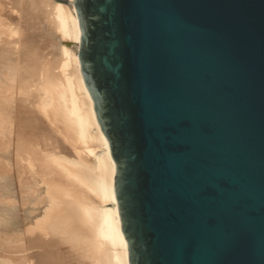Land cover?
<instances>
[{
    "label": "water",
    "instance_id": "obj_1",
    "mask_svg": "<svg viewBox=\"0 0 264 264\" xmlns=\"http://www.w3.org/2000/svg\"><path fill=\"white\" fill-rule=\"evenodd\" d=\"M72 4L129 264H264V0Z\"/></svg>",
    "mask_w": 264,
    "mask_h": 264
},
{
    "label": "bare ground",
    "instance_id": "obj_2",
    "mask_svg": "<svg viewBox=\"0 0 264 264\" xmlns=\"http://www.w3.org/2000/svg\"><path fill=\"white\" fill-rule=\"evenodd\" d=\"M67 1L0 0V86L8 85L0 87V161L14 162L17 189L16 201L6 196L1 201L19 213H38L13 241L0 242V264H129L114 195L115 163L82 79L77 56L81 32L73 0ZM37 9L45 24L37 19L40 25L32 24L41 28L40 34L50 30L44 35L47 42L43 36L30 41L39 35L32 36L30 29L28 37L32 25L27 22ZM42 41L47 48L40 47ZM18 80L32 83L33 99L28 98L33 92L15 89ZM28 100L30 109L20 107ZM29 116L34 123L26 122ZM36 121L57 135L48 146L43 142L53 136L47 131L41 137L37 123L36 137ZM44 127L39 131L49 128ZM20 215H14L17 223Z\"/></svg>",
    "mask_w": 264,
    "mask_h": 264
},
{
    "label": "rangeland",
    "instance_id": "obj_3",
    "mask_svg": "<svg viewBox=\"0 0 264 264\" xmlns=\"http://www.w3.org/2000/svg\"><path fill=\"white\" fill-rule=\"evenodd\" d=\"M27 9H29V8H27ZM37 11H39L38 9L36 10V12H33V10L31 11L32 13H30V10H28V13H30V17L32 16V15H34V16H32L31 17V19H28V22H27V24L28 25H32L31 27H27L28 28V32L27 33H29V29H30V32H32V30H33V34L34 35H32V33L30 34L29 33V35H28V37H31V35L32 36H35L36 35V32L37 31H39L41 28H38V27H36L35 28V22H37V20H40V18H43V16H42V14L41 13H39V14H41L40 16H42V17H39V16H37L38 18H36V15H39V14H36L37 13ZM40 12V11H39ZM35 13V14H34ZM29 15V14H28ZM29 17V16H28ZM29 17V18H30ZM35 17V18H34ZM33 18H34V21L32 22V20H33ZM35 19H37L36 21H35ZM40 23L41 22H43V24H45L44 23V21L41 19L40 21H39ZM31 23V24H30ZM32 23H34V25L32 24ZM38 23V22H37ZM36 23V24H37ZM39 24V23H38ZM37 24V26H39ZM42 24V23H41ZM27 26V25H26ZM40 27V26H39ZM34 28H35V31H34ZM38 28V29H37ZM37 29V30H36ZM27 30V29H26ZM46 31H49L50 32V30L48 29H45L44 30V35L47 33ZM41 33H42V31H40ZM24 33H25V31H24ZM37 33H39V32H37ZM43 34H40L39 33V35H36L35 36V38H31V40L30 41H34V39H35V41L34 42H36V37H40L41 39H42V36L45 38L44 39V41H46L47 42V40H46V36H44ZM38 37V38H39ZM47 38L49 39V41H51L52 39L50 38V37H48L47 36ZM28 39H30V38H28ZM40 39V40H41ZM39 40V39H38ZM37 40V41H38ZM48 41V42H49ZM43 42V41H42ZM39 42V43H41L40 44V47H42V46H44L45 47V45H47V44H44V43H46V42ZM42 44H44V45H42ZM50 44H52V43H48V45H50ZM35 45H38V46H35V47H39V44H38V42L37 43H35ZM42 45V46H41ZM54 45V44H53ZM51 46V45H50ZM44 47H42V48H44ZM45 48H47V47H45ZM44 48V49H45ZM45 54H49V52H52V51H49V52H47L46 50H45ZM53 54V53H52ZM52 56V55H51ZM50 55H49V57L50 58H53V56L55 57L54 59H56V57H58L57 55H53L52 57H51ZM53 59V60H54ZM15 85V89L16 88H20V87H24V89L29 93V92H33V90H34V87H32V83H29L28 81H27V83L26 84H24L21 80H18L17 81V83L15 82L14 83ZM6 86H8L7 84H5V85H1L0 87H6ZM29 90V91H28ZM33 95H34V92H33V94H30V95H28V98H29V100L32 98L33 99ZM18 97V96H17ZM20 97V96H19ZM18 100L19 101H21V98H18ZM28 100V101H29ZM28 101H25V102H23V103H21V105H20V107L22 106V107H24L25 108V106H26V108H29L30 109V101L28 102ZM25 104V105H24ZM29 109H28V111H29ZM27 109H24V111H26ZM21 111H23V109H21ZM23 111V112H24ZM26 113H28V112H26ZM30 114V113H29ZM27 117H28V114H27ZM27 119H29V120H27L26 122H28L29 124H31V122H35V121H32L31 119H30V116H29V118H27ZM37 123H39V122H37L36 121V124H34L33 126H34V131H33V133H35V129H36V126H37ZM26 125H25V127L27 128V130H31V129H29L28 127H27V125H29V124H27V123H25ZM40 124V123H39ZM38 124V125H39ZM41 124H45V125H43V126H45L44 128H43V130L46 128V127H49V125L47 126V124L46 123H41ZM40 124V126H38V127H40V129L43 127L42 125ZM36 125V126H35ZM30 126H32V125H30ZM33 126H32V130H33ZM42 126V127H41ZM24 127V126H23ZM38 127H37V129H36V132L38 131V134H40L41 132H42V134H40L41 135V137H47V135H48V137L50 136V134H52L51 132L52 131H50V130H52L51 129V127H49V128H46V130H44V131H42V130H40L39 131V129H38ZM15 129H17V128H15ZM20 129H25V128H20ZM50 129V130H49ZM17 131H18V129H17ZM47 131L49 132V134H47ZM28 132V131H27ZM40 132V133H39ZM44 132H46V134L44 133ZM44 135H46V136H44ZM35 136L36 137H38V135H37V133H35ZM52 138H51V136L49 137V138H51L50 140H49V138H46V139H48L49 141H47L45 138V140L42 138V140H44V142L43 143H46V145L48 146L49 145V142L51 141H53L54 139H56V136H55V134H54V132H53V134H52ZM34 140H35V138H34ZM36 143H38L39 141H35ZM48 142V143H47ZM39 144V143H38ZM52 143H50V145H51ZM40 145V144H39ZM67 149V148H66ZM64 150V153H66V155H68V154H70V152H69V150ZM66 151V152H65ZM69 152V153H68ZM1 163H0V201H1V199L2 200H5L6 199V197L7 198H9V199H11L12 200V202H13V200L14 201H16L17 200V198H16V192H17V189H16V181H15V175H14V170H13V168H14V162L12 161V160H9V162L8 161H3V160H1L0 161ZM12 163L11 165H8V163ZM11 166H12V170H11ZM1 167H3V169L1 168ZM9 170L11 171L10 172V174L8 173L9 172ZM4 171V172H3ZM7 174H6V173ZM2 173H4V174H2ZM7 178H9V179H7ZM7 181V182H6ZM9 181H10V183H9ZM8 183V184H7ZM8 185V186H7ZM7 186V187H6ZM3 187V188H2ZM6 187V188H5ZM16 190V191H15ZM9 191H10V193H9ZM9 193V194H8ZM11 194V195H10ZM13 194V195H12ZM6 196V197H5ZM9 196V197H8ZM16 198V199H15ZM0 214L1 213H3V214H1L0 215V242L3 240V239H7L8 241H13V237H14V235H15V233H16V231L17 230H21V229H23L24 227H26V225H27V223H28V221L30 222V221H32V220H34V217L35 216H37V212H36V214L34 213L32 216H29L28 214H26L27 212H21V213H19V212H17V211H15V210H13L14 208L12 207L13 205H8V202H6V201H1L0 202ZM3 204V205H2ZM11 204V203H10ZM7 205V206H6ZM10 206V207H9ZM4 207V208H3ZM12 208V209H11ZM3 210V211H2ZM7 211H9L8 213H7ZM17 213L18 215H22V222L21 223H17V221L15 220V218H14V215H15V213ZM3 215V216H2ZM13 215V216H12ZM20 215V216H21ZM2 216V217H1ZM28 218V219H27ZM2 219V220H1ZM4 219V220H3ZM24 221V222H23ZM27 221V222H26ZM7 223H9V224H7ZM23 223V224H22ZM7 224V225H6ZM9 226V227H5V226ZM11 225V226H10ZM14 225V226H13ZM2 226H4V227H2ZM24 226V227H23ZM8 232V233H7ZM10 233V234H9ZM11 235V236H10ZM64 246V247H63ZM62 246V248L64 249V248H68V245L67 246H65V245H63ZM66 250V249H65ZM68 251H69V249H68ZM81 264H83L82 262H80ZM79 263V264H80Z\"/></svg>",
    "mask_w": 264,
    "mask_h": 264
}]
</instances>
